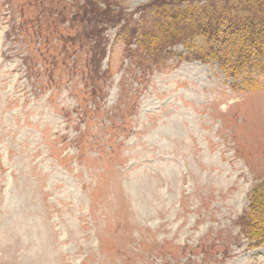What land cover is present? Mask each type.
Instances as JSON below:
<instances>
[{"label":"rangeland","instance_id":"obj_1","mask_svg":"<svg viewBox=\"0 0 264 264\" xmlns=\"http://www.w3.org/2000/svg\"><path fill=\"white\" fill-rule=\"evenodd\" d=\"M245 1L0 0V264H264V69L169 39Z\"/></svg>","mask_w":264,"mask_h":264},{"label":"trees","instance_id":"obj_2","mask_svg":"<svg viewBox=\"0 0 264 264\" xmlns=\"http://www.w3.org/2000/svg\"><path fill=\"white\" fill-rule=\"evenodd\" d=\"M248 4L245 15L244 17L242 15L241 18L231 16L230 9L232 7L230 8L228 6L224 9H219L218 6H213L211 3L206 4L208 5L207 8H211V15L208 13L204 14V17H207L206 23H203V21L197 17L193 19L195 14L190 18L189 13L184 14L182 13L183 11L181 12L184 15L183 18L178 19L181 14L177 13L174 17L168 18V21H170L169 28L172 25H182L183 27L174 30L170 34L171 36L169 39L173 41H188L195 35L194 30H196V33L198 34L199 32L208 42L210 41L209 43L211 45L208 46L205 55L198 54L195 56V60L203 61L204 63H209L210 61L219 62L222 69L229 77H238L242 73L250 72L249 70L256 69L257 65H260L259 69H264V0H249ZM232 11L233 13H237L234 7ZM198 15L202 17L201 14ZM199 23L200 26L198 25ZM160 26H162V24ZM187 27L193 33L191 36L185 32ZM166 32L168 35L169 30ZM133 38L136 39L135 34L130 38V46L132 45ZM164 41H166L165 36L153 37L152 35L148 37L147 41L143 42L148 44V47L153 50V55H162L165 52H161V50L165 48ZM247 68L249 69L246 72L245 70ZM257 198H253L251 205L253 210L255 207L257 210L258 208H264V200ZM252 220L256 223L255 219ZM252 220L249 219L248 222H250V225L249 223L247 224L249 237L252 238L254 235L258 239L264 240V234L256 235Z\"/></svg>","mask_w":264,"mask_h":264}]
</instances>
